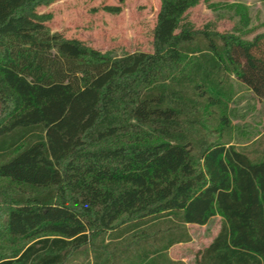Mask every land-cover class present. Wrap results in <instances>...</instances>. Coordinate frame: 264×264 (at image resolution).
<instances>
[{"label":"trees","instance_id":"obj_1","mask_svg":"<svg viewBox=\"0 0 264 264\" xmlns=\"http://www.w3.org/2000/svg\"><path fill=\"white\" fill-rule=\"evenodd\" d=\"M55 1L0 0V264H158L216 215L195 264H264V156L223 139L231 76L264 103V34L159 0L152 52L113 56L51 33Z\"/></svg>","mask_w":264,"mask_h":264},{"label":"rangeland","instance_id":"obj_2","mask_svg":"<svg viewBox=\"0 0 264 264\" xmlns=\"http://www.w3.org/2000/svg\"><path fill=\"white\" fill-rule=\"evenodd\" d=\"M115 9L109 11L108 9ZM159 0H57L37 9L50 16L47 27L66 39H75L113 56L152 52L153 29ZM247 19V25L244 23ZM194 29L239 34L246 41L264 34V0H199L185 14ZM228 118L231 131L224 141L252 159L264 156V103L233 76ZM216 123L209 124L208 138L214 140ZM222 218L212 217L206 225H188L190 241L170 250L174 259L195 264L197 255L220 230ZM89 249H81L64 264H92Z\"/></svg>","mask_w":264,"mask_h":264},{"label":"crops","instance_id":"obj_3","mask_svg":"<svg viewBox=\"0 0 264 264\" xmlns=\"http://www.w3.org/2000/svg\"><path fill=\"white\" fill-rule=\"evenodd\" d=\"M188 225H195V224H187L186 226H188ZM197 226H199V225H197ZM180 244H182V243H179V244H175V245H173V246H172L171 248H169V250L166 252L167 257H168V259H169L170 261L163 259V260L159 261L158 264H172V263H170V262L186 264V262H185L183 259H179V260H177V259H174V258H172V257L170 256V250H171L172 248H174L175 246L180 245Z\"/></svg>","mask_w":264,"mask_h":264}]
</instances>
